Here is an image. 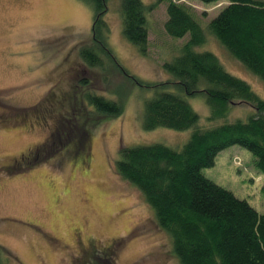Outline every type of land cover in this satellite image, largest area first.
<instances>
[{"label":"rangeland","instance_id":"obj_1","mask_svg":"<svg viewBox=\"0 0 264 264\" xmlns=\"http://www.w3.org/2000/svg\"><path fill=\"white\" fill-rule=\"evenodd\" d=\"M141 1L145 5L157 2ZM171 1L187 6L202 27L228 5L226 1ZM166 5L159 3L147 15L148 51L142 55L122 34L119 0H109L103 36L111 56L102 53L99 57L102 69L87 66L79 56L83 47H96L91 39L93 12L86 2L0 0L3 264H82L86 258H103L104 250L113 244L115 264H178L151 207L139 190L114 170L121 146L162 144L180 150L192 132L164 128L145 131L142 125L144 104L157 90L152 86L173 80L162 64L174 58L189 39V35L177 39L166 34ZM195 50L216 55L228 73L246 80L264 98V81L235 61L214 38L208 36ZM82 80L92 84L77 88ZM70 93L75 99L79 95L81 106L82 96L89 93L116 102L122 112L119 116H103L85 105L84 112L77 115L87 119L85 130L77 129L82 122L71 124L72 136L78 137L70 139L77 138L82 144L77 147L80 157L63 151L67 147L54 152L51 143L57 139L55 132L45 147L36 148L38 160L30 162L29 149L46 139L54 115L68 116L71 108L68 110L70 103L65 97ZM186 100L200 118L198 126L209 122L210 110L202 95ZM234 107L213 125L241 118L245 121L250 109ZM23 116L27 120L24 127L11 125L10 117L22 121ZM33 116L36 123L28 129ZM68 145L74 150L73 144ZM15 160L21 161L22 167H15ZM252 161L251 153L233 146L219 153L214 166L204 169L203 175L264 214V174L253 167Z\"/></svg>","mask_w":264,"mask_h":264},{"label":"trees","instance_id":"obj_2","mask_svg":"<svg viewBox=\"0 0 264 264\" xmlns=\"http://www.w3.org/2000/svg\"><path fill=\"white\" fill-rule=\"evenodd\" d=\"M83 1L92 8L91 39L96 47H83L79 56L87 66L102 68L99 57L111 56L103 36L109 0ZM199 1H226L228 5L202 27L187 6L171 0H157L150 5L141 0H119L122 34L142 55L148 51L147 15L159 3L167 4L166 34L177 39L189 35L179 53L162 64L173 80L152 86L157 90L144 104L142 125L145 131L164 128L192 132L180 150L162 144L121 146L114 170L119 178L136 187L151 207L155 223L167 234L170 253L178 264H264V214L203 175L204 169L214 166L219 153L233 146L251 153L253 167L264 174V98L246 80L228 73L216 55L195 50L208 36L212 37L235 61L264 81V1ZM91 84L82 80L77 88ZM71 93L65 97L71 110L67 120H62L72 126L82 122L79 131L87 124L85 116L77 117L85 105L103 116H119L122 112L116 102L89 93L82 96L81 106L79 95L75 99ZM197 95L204 97L210 110L209 122H200L199 126L200 118L186 100ZM238 105L250 109L245 121L241 118L213 125ZM24 118L10 117L11 125L24 127ZM30 123L32 128L35 116ZM70 152L80 157L77 150ZM14 163L15 167L21 165V161ZM114 246L101 251L103 258H86L82 264H115L111 256ZM1 253L0 246L3 264Z\"/></svg>","mask_w":264,"mask_h":264},{"label":"flooded vegetation","instance_id":"obj_3","mask_svg":"<svg viewBox=\"0 0 264 264\" xmlns=\"http://www.w3.org/2000/svg\"><path fill=\"white\" fill-rule=\"evenodd\" d=\"M54 116H55L54 124L48 128L49 133L47 134L46 139L43 140L39 145H34L31 149H29L27 155H30V162L38 160L40 155H39V151H36V148L45 147V145L48 144V141L51 139V137L54 135L55 132L58 134L57 139L55 141H53V143H51L52 149H54V152L59 153L57 150H59V149L63 150L64 147H67L68 150H67V148H65L63 151H65V150L66 151H72L73 149L68 145V142H69V144H73L75 146L74 150H77V147L79 144L82 146L81 141L78 140L77 138H75L73 140L70 139V137H78L76 135L72 136L71 132L73 130L71 129V124L70 123L64 124L63 122H61L62 119H65V118H63V116H59V117L56 115H54ZM42 120H45V119L42 117ZM65 120H67V119H65ZM40 126L42 127L43 125L40 124ZM29 129H33V127L29 128ZM76 131L78 132V130H76ZM79 136L82 138L81 132L79 133ZM19 159L21 161L24 160V159H22V157H20ZM21 166H22V164H21Z\"/></svg>","mask_w":264,"mask_h":264}]
</instances>
